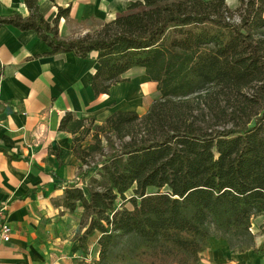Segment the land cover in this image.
<instances>
[{
  "label": "trees",
  "instance_id": "1",
  "mask_svg": "<svg viewBox=\"0 0 264 264\" xmlns=\"http://www.w3.org/2000/svg\"><path fill=\"white\" fill-rule=\"evenodd\" d=\"M23 1L28 16L0 26L34 32L47 56L95 53L97 97L135 68L156 84L143 115L117 111L96 125L66 112L60 121L81 168L89 151L102 154L99 134L111 148L98 178L66 184L60 201L82 209L81 251L97 237L94 264H197L217 237L234 253L264 255L251 232L264 214V0H237L239 23L225 0H134L96 35L70 40L58 31L69 8L49 23L37 0ZM91 131L95 144L84 148Z\"/></svg>",
  "mask_w": 264,
  "mask_h": 264
},
{
  "label": "crops",
  "instance_id": "2",
  "mask_svg": "<svg viewBox=\"0 0 264 264\" xmlns=\"http://www.w3.org/2000/svg\"><path fill=\"white\" fill-rule=\"evenodd\" d=\"M132 0H37L39 12L51 23L58 8L59 36L83 37L124 13ZM134 1V0H133ZM28 16L23 0H0V17ZM96 30V31H97ZM49 48L32 31L0 26V206H6L12 229L9 242L0 244V264H94L97 237L81 251L77 237L84 231L82 209L60 205L66 184L79 181L81 163L73 153V135L59 131L62 117L93 119L102 125L117 111L146 112L156 84L140 68L125 74L129 82L96 96L91 87L97 69L91 53L81 59L72 53L47 56ZM141 71V72H140ZM96 96V97H95ZM11 156V157H10ZM86 177V176H85ZM85 180V179H84ZM255 247L264 243V214L251 222ZM197 264H264L252 250L232 252L225 240L209 239Z\"/></svg>",
  "mask_w": 264,
  "mask_h": 264
},
{
  "label": "rangeland",
  "instance_id": "3",
  "mask_svg": "<svg viewBox=\"0 0 264 264\" xmlns=\"http://www.w3.org/2000/svg\"><path fill=\"white\" fill-rule=\"evenodd\" d=\"M225 2H226L228 9L233 12V18H235V16L238 15L237 9L239 7L237 0H225ZM96 30L89 33V35H91V36L96 35L101 30V28H99L97 31ZM74 39H76V38H74ZM153 97H154L153 98V101H154L155 98L158 97V94L155 93V95ZM91 129H93V128L91 127ZM93 136H94V133L91 131V132H89V134L85 135L82 138L81 144L84 148H86L88 146H92V144H95ZM106 137H107V135H105L104 133L99 134L97 137L101 142L100 146L102 148V154H104V155H102L100 152H96V151L90 152L89 151L88 152L89 154L84 159V162H83L84 167H82L80 171L86 173V177H84L82 179V181L86 182L87 184H90L89 181L92 177L98 178L97 174H98V170L100 169L101 161L104 159V157H107L111 153L110 144L107 143ZM118 144H119L118 141L114 142L115 146H117ZM96 148H98V146ZM83 188H85V187H83Z\"/></svg>",
  "mask_w": 264,
  "mask_h": 264
},
{
  "label": "built area",
  "instance_id": "4",
  "mask_svg": "<svg viewBox=\"0 0 264 264\" xmlns=\"http://www.w3.org/2000/svg\"><path fill=\"white\" fill-rule=\"evenodd\" d=\"M12 229L7 221L6 206H0V244L9 242Z\"/></svg>",
  "mask_w": 264,
  "mask_h": 264
},
{
  "label": "clouds",
  "instance_id": "5",
  "mask_svg": "<svg viewBox=\"0 0 264 264\" xmlns=\"http://www.w3.org/2000/svg\"><path fill=\"white\" fill-rule=\"evenodd\" d=\"M235 21L236 23H239L241 21V17L239 15L235 16Z\"/></svg>",
  "mask_w": 264,
  "mask_h": 264
}]
</instances>
